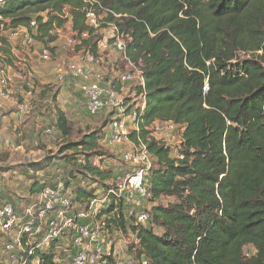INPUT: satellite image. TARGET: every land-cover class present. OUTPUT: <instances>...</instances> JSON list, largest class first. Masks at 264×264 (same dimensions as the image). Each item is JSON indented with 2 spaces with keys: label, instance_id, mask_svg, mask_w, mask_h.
<instances>
[{
  "label": "trees",
  "instance_id": "obj_1",
  "mask_svg": "<svg viewBox=\"0 0 264 264\" xmlns=\"http://www.w3.org/2000/svg\"><path fill=\"white\" fill-rule=\"evenodd\" d=\"M97 1V9L109 11L105 22L131 40L126 57L144 73L146 88L137 95L146 94V109L140 133H131L130 140H141L155 165L148 179L150 202L156 204L149 223L136 225L123 203L113 201L108 212L117 211L109 230L136 235L130 256L138 264H264V0ZM89 8L84 0H1L2 64L15 63L5 32L18 27L32 32L34 21L36 43L51 45L52 32L71 22L79 39L88 34L77 47L98 57L96 31L86 23ZM110 121L65 149L85 155L78 173L103 187L113 176L95 161L107 155L101 145ZM156 122L180 128L183 160L151 138ZM56 126L65 139L72 136L62 111ZM51 165L29 169L47 171ZM26 175L33 181L37 173ZM68 176L78 177L72 170ZM43 186L54 187L33 181L30 190L38 193ZM92 197L77 190L82 205ZM164 198L177 202L159 205ZM40 258L41 264H56L52 253Z\"/></svg>",
  "mask_w": 264,
  "mask_h": 264
},
{
  "label": "rangeland",
  "instance_id": "obj_2",
  "mask_svg": "<svg viewBox=\"0 0 264 264\" xmlns=\"http://www.w3.org/2000/svg\"><path fill=\"white\" fill-rule=\"evenodd\" d=\"M97 12L102 20H105L109 15L107 9L97 10ZM113 24L114 23H109V26L103 24L98 30H95L96 32L93 38L94 42L97 41L99 44V56L97 58L100 59V63L96 66H92L93 68H90L91 71L89 72L92 76L99 75L106 85L110 87L114 86L118 92L120 103L124 104L125 111L127 110V112L130 113L134 109L135 104L129 107L127 103H129L135 93L138 92V82L136 80L134 83L126 84L123 87L120 83V78L129 72L136 78L139 75L137 70L141 69L132 67L128 63V60L125 59V55L116 49L114 39H116L118 34L114 30L116 26ZM5 34L7 35L6 32ZM73 34L71 22H68L66 27L62 29V35L60 37L56 36V41L54 43L47 47L43 46V48H49L52 54V61L49 63V69L51 66L53 68L56 62L62 63L68 61L69 63L73 60L79 61V65H84V67L87 65L86 52L90 51V49L82 48L81 46V48L73 47L63 50L67 40L71 38ZM121 39L126 44L131 41L127 40L124 36H121ZM23 41V36L11 41L13 45L11 48L16 49L20 46L23 48H19V54L14 57V66H5L6 68H3L10 80L7 90L12 91L13 96L10 99H0L2 101V106L0 108V198L4 202L11 203L16 207H23V210L32 203H36L41 191L47 188V186H43L39 191L40 193H32L30 189L33 181H37L40 186L45 183L56 185L57 182L62 181L65 182L68 187L75 190L76 194L79 188L90 192L93 195L91 201L96 200L100 204L101 214L96 215V218L92 219V223L96 225L97 221L103 216L114 214L115 211H117L108 212L113 201L116 205L120 202L114 195L110 196L109 191L116 189V174L119 167L124 164L121 159L123 153L119 148L117 149L118 146L114 148L107 147L102 138L103 146L101 145V150L107 155L102 160L97 159L95 161V166L100 167L102 170L110 171L113 176L111 180L105 182V187H103L101 183L99 184V182H95L93 179L91 180V175L84 178L78 173V169L80 168L78 165H84L85 155L79 154L77 151L65 149L70 142L80 141L86 133L100 128L107 120L110 121L114 117V112L111 113V111H108L109 114L106 115L100 113L101 115L90 116L86 109V101L82 92L75 87L74 80H69V78L66 77L63 81H57L55 78L54 82L49 85L34 79V83L31 84L32 96L28 97L30 90L26 88L21 81L15 78V74L22 72L26 75H28V73L36 75L34 73V63L37 61L31 59L29 55L34 54V47L38 45V43H35L33 46H26L23 45ZM52 48H56V51L62 54H58V52L55 51L52 52ZM4 58V54L0 53L1 64ZM40 61L42 60L40 59ZM67 81H71L74 89L82 94L81 107L70 106V103L75 100V97L77 98V93L75 95L63 89ZM25 102H29L30 105V111L27 114L21 113L20 109L21 105ZM59 111L65 113L71 121L72 136L68 139L62 137L56 126ZM3 116H8L9 119L3 120ZM11 117L15 118V120H12ZM109 125L110 124L105 128L106 131H108ZM149 130L151 132V138L171 148V157L178 159L182 134L180 128L176 130V132H173L167 129L164 123L156 122ZM138 133H140V130ZM131 146V144L122 145L121 150H123V152L131 151L129 150ZM67 160L70 162V165H66L65 161ZM32 164L37 166L42 165L44 168H46L45 166L47 165H52L47 171L45 169H40L36 172L34 168H32V170L29 169V166ZM123 167H127V165L124 164ZM35 168L38 169V167ZM7 169H12V171H7ZM123 169L126 172L129 170ZM71 170L77 174V178L68 176ZM32 172L37 173L33 181L26 175H31ZM47 185L49 186V184ZM6 192H8V195L3 197V194ZM176 202L177 200L175 198H164L160 200L158 204L167 206L170 203ZM89 203L85 202L82 205L78 202V210L87 208ZM143 205L144 210L151 211L152 207L156 204L150 202V200H146ZM126 209L130 213H134L135 210L132 207ZM108 231L110 234L107 240L113 252L116 254L115 259L118 258L120 263L125 262L126 255L130 256V247L138 244L136 235H133L129 230L124 232L110 229ZM75 237L76 235L69 232L61 241L56 243L58 248L55 253L57 256H55V261H57L56 264L68 263V256L71 255L74 250L73 239ZM59 257L63 258L62 262H59ZM131 259L135 264H138L132 257ZM112 261L114 262L113 259ZM112 261H110L109 264Z\"/></svg>",
  "mask_w": 264,
  "mask_h": 264
},
{
  "label": "built area",
  "instance_id": "obj_3",
  "mask_svg": "<svg viewBox=\"0 0 264 264\" xmlns=\"http://www.w3.org/2000/svg\"><path fill=\"white\" fill-rule=\"evenodd\" d=\"M84 1L90 5L86 16V23L90 28L98 30L103 24H109L102 18L100 19L97 10L103 9L101 6L97 9V0ZM30 28L32 32L23 27L7 30L6 37H8L10 45L12 40L18 39L20 36L24 38L23 45H35V37L37 36L35 21L32 22ZM114 30L118 34L114 39L116 49L124 54L128 63L136 69V66L126 57L127 44L121 39L123 35L116 27ZM52 34L60 37L62 29H56ZM87 37L88 34H83L81 39ZM81 39L73 34L67 40L63 50L81 45ZM39 55L42 62L51 63L52 54L49 48L44 47ZM86 60L87 65L85 67L79 65L77 60L69 63L68 61L56 62L52 68L53 74L57 81H63L65 77L74 80L75 87L84 96L86 109L90 116H96L104 111L114 112L108 131L105 129L102 134L103 142L110 148L129 144L132 146L129 149L131 151L122 152L123 157L121 159L127 167H123L124 164L119 167L115 181L116 189L110 190L109 194L119 199L125 208L132 207L135 209L134 213L128 212V214L129 217L136 218L137 225H146L151 220L152 215L148 210L143 209V203L152 197L148 179L155 166L154 159L148 147L141 140L138 143H132L130 140L131 133L139 132L141 117L146 109V94L142 93L138 96L135 93L132 100L127 103L129 107L135 104L134 109L130 113L125 111L124 104L120 103L118 92L114 86L106 85L99 75L92 76L89 72L91 71L90 68H93L92 66L100 63V59L95 57L91 51H87ZM3 68L6 67L0 63V99H10L13 92L7 90L10 80ZM137 71L139 75L136 78L131 72L124 74L120 78L121 85L124 87L126 84H132L137 80L139 88L145 90L144 73L142 70ZM18 73L15 74V78L30 90L28 97H31V84L36 79L35 75ZM207 87L206 85V89ZM1 102L0 100V108ZM20 109L23 114L29 113V102L23 103ZM164 125L173 132L179 129L172 122L164 123ZM178 159L183 160L184 156L179 153ZM123 168L129 170L126 172ZM22 208L0 201V264H27L31 259L33 264H41L40 253H52L56 256L55 253L58 249L56 243L61 241L69 232L76 237L73 239L74 250L68 256L67 264H109L112 259L114 262L112 261L110 264H135L128 255L125 257V262L122 263L118 258L115 259L116 254L107 240L110 234L108 226L112 214L103 216L96 225L93 224L92 219L101 214L100 204L96 200L90 201L87 208L78 210L76 191L68 187L65 182L59 181L54 187L44 188L36 203H32L23 210ZM62 257L58 258L59 262L63 261ZM143 264H148V262Z\"/></svg>",
  "mask_w": 264,
  "mask_h": 264
},
{
  "label": "crops",
  "instance_id": "obj_4",
  "mask_svg": "<svg viewBox=\"0 0 264 264\" xmlns=\"http://www.w3.org/2000/svg\"><path fill=\"white\" fill-rule=\"evenodd\" d=\"M13 45L11 44V47ZM22 46H20L19 48H21ZM19 48L17 47L16 49H13V55H15L14 57H16L18 54H19ZM23 48V47H22ZM21 48V49H22ZM43 48V45H36L34 47V54L33 55H29V57L31 59H34V61H37L34 63V73L36 74L35 75V78L37 79L38 82H42L43 84H51L52 82H54L55 80V77H54V74H53V69L52 66L51 68L49 69V63H44L42 61H40V58H39V52L40 50ZM59 50V49H58ZM16 52V53H15ZM58 52V51H56ZM61 52H58V54H60ZM62 54V53H61ZM56 83V81H55ZM66 85L63 87V89L66 90V92H69V93H74L76 95L77 93V98L75 97V100L70 103V106H75V107H81V104H82V94L78 91V90H75L74 89V86H73V83L71 81H67L65 82ZM76 91V92H75ZM65 92V93H66ZM70 102V101H69ZM11 107V106H9ZM6 108V107H5ZM6 111V110H4ZM3 111V112H4ZM2 113V112H1ZM103 115H106V114H109L107 111L105 113H102ZM101 115V114H100ZM12 120H15V118L11 117ZM3 120H7L9 119L8 116H3L2 118ZM159 124V123H158ZM120 149V151L123 152L122 149V146H118L117 149Z\"/></svg>",
  "mask_w": 264,
  "mask_h": 264
},
{
  "label": "water",
  "instance_id": "obj_5",
  "mask_svg": "<svg viewBox=\"0 0 264 264\" xmlns=\"http://www.w3.org/2000/svg\"><path fill=\"white\" fill-rule=\"evenodd\" d=\"M31 18H32V19H34V18H35V16H31Z\"/></svg>",
  "mask_w": 264,
  "mask_h": 264
}]
</instances>
